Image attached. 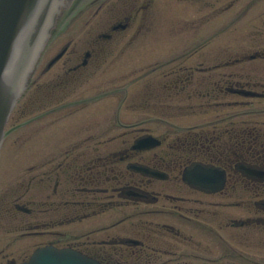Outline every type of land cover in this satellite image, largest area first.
Instances as JSON below:
<instances>
[{
	"label": "flooded vegetation",
	"instance_id": "af4514ba",
	"mask_svg": "<svg viewBox=\"0 0 264 264\" xmlns=\"http://www.w3.org/2000/svg\"><path fill=\"white\" fill-rule=\"evenodd\" d=\"M243 1L72 0L14 121L29 115L30 124L43 119L44 125H58L63 135L52 140L61 146L36 155L41 162L30 168L26 190L0 199V219L27 214L28 221H21L29 228H39L45 217L83 219L99 214L100 207L105 212L122 194L128 197L126 207L148 208L136 212L145 217L141 229L132 226V214L125 217L130 220L126 236L136 241L125 247L126 264H237L226 259L233 254L231 247L223 249L227 257L211 248L203 236L204 230L215 236L206 229L209 222L218 240L224 237L221 232L238 228L241 233L231 238L242 245L245 241V246L264 245V108L237 100L244 90L264 91V79L244 83L241 74L213 76L209 54L195 56L197 49L210 45L206 36L188 43L181 54L173 51L163 60L141 64L139 71L100 72L106 60L113 68L116 60H132L125 55L149 38L158 37L161 54L168 47L175 49L173 40L180 31L196 33L213 12L222 14L240 4L243 8ZM161 3L172 7L164 9ZM179 3L182 9L173 8ZM91 7L94 11L87 14ZM203 11L202 20L178 18L179 12L193 16ZM85 14L83 24L70 27ZM261 28L264 31V25ZM186 117L190 120H182ZM144 135L158 137L159 145L133 149L134 141ZM195 163L222 169L224 189L212 194L185 184L183 172ZM139 166L156 175L138 172ZM105 233L106 238L85 246L88 253L117 254L116 246L108 243L115 236ZM240 255L241 264H264ZM9 256L2 254L0 264L16 263Z\"/></svg>",
	"mask_w": 264,
	"mask_h": 264
},
{
	"label": "rangeland",
	"instance_id": "374dc122",
	"mask_svg": "<svg viewBox=\"0 0 264 264\" xmlns=\"http://www.w3.org/2000/svg\"><path fill=\"white\" fill-rule=\"evenodd\" d=\"M89 0H85V3L87 4ZM85 4V5H86ZM243 8L240 5H236L234 9L227 10L226 14L224 16L211 18L210 22H207L204 24V26L196 29H199L195 33H191V30L189 31H180V34L177 35L179 38H175L173 40L174 44L177 45V48L173 49L168 47L167 50L164 49L162 54L160 47L157 44L158 37L156 38H149L148 42L143 46L139 47V49L131 50L130 53H127L125 57H128L131 55L132 60H116L114 62L117 63L116 66L113 68L111 67V60H106L105 65H103L100 72H104L105 69L108 73L115 72V73H123V72H129V71H139L138 68L142 65L149 64L152 62H156L158 60H163L162 57L167 56L168 54L172 55L171 52H175L174 54L178 53L181 54L184 52L185 49L189 48L187 46L188 43H198L203 36H209L212 35V42L210 43V56L212 64L216 60H234L236 58H244L250 54H253L256 51H260L261 49L254 46V41H261L264 44V35H259L255 30L261 28V26L264 25V0H244L242 2ZM242 8V10H241ZM94 7L89 8V11L87 14L91 11H94ZM73 11L71 13V16L75 18L76 14ZM205 12H199L194 15V17H190L192 19L194 18H200L201 15H204ZM86 18V14L81 19H75L72 20V24L70 27H78V25L83 24L84 20ZM160 28V27H159ZM161 29V28H160ZM223 30L222 33L217 32V34L221 35H215L214 32ZM176 34L174 33V37ZM180 39V40H179ZM168 41H171L169 39ZM172 42L168 43V46H171ZM166 45V44H165ZM226 48L228 46H231V49H221L222 47ZM158 46L159 48H157ZM161 46V45H160ZM169 49V50H168ZM204 49L201 48L199 52L196 54L202 53ZM168 51V52H166ZM207 51V50H205ZM204 51V52H205ZM166 52V53H165ZM203 52V53H204ZM202 53V55H203ZM243 56V57H242ZM243 72L247 75H252L251 78L253 79H264V59L259 58L255 59L254 61H246L241 63V65L234 66L232 68H228L226 70H218V72ZM27 93V92H26ZM28 95L26 94L23 99L19 100L18 105L23 106L24 103H26ZM253 105L255 107H262L264 108V100H255L253 102ZM18 108V107H17ZM16 110L12 114V119L9 121V124L6 127V138L5 142L3 144V147L1 149L0 153V195L6 194L5 192H9L11 189L17 188V185L22 181L26 180L28 181V178L30 177V172L28 171L29 167L33 163H37V161L33 162V159L31 155L39 154L40 152H44L48 148V142L47 136L48 132L47 129H50L51 132H55V128L51 127L48 128L47 125H44L43 120L39 121L36 125H30V116L27 115L24 118H20L17 122H14L19 115V111ZM184 119V118H183ZM182 119V120H183ZM185 119L184 121H186ZM261 120H264V114L261 115ZM37 128H35V127ZM55 126V125H54ZM63 135V134H62ZM55 136V134L53 135ZM61 136V135H59ZM53 144L51 145V149L59 148L61 145L57 143L56 141H52ZM39 195H43L39 194ZM205 198V197H202ZM206 199V198H205ZM216 199V198H214ZM141 206L140 209L137 208L135 205H130L131 208L128 207H119L117 208V213L109 212L107 215L113 216L114 214L117 216L116 220L121 217H128L129 213L132 214L131 220H136V225H132L135 228H142V225H138L144 216H136V212H139L143 208L148 209L145 207V205H138ZM150 208L156 209L160 208V206H148ZM214 208H212L213 210ZM228 210V209H226ZM211 215V214H210ZM51 217H49L50 219ZM155 218V216H154ZM99 219H87L83 222L81 225H65V226H59L57 227L58 230L65 233V237H67L66 240L60 241L62 242V245H66L67 243L76 242V238H79V235L77 234H88V230L90 228V223L93 224V221H98ZM115 220V219H114ZM125 221H122L120 223V227L118 230L114 231V234L116 236H124L123 231L124 228L130 224V220L124 219ZM9 225L3 226L2 229H0V260L1 252L3 250H8V253H12L13 255H20L22 252L27 253L31 252L32 249H35L36 246H42L45 241H54L50 238H38V237H25L22 236L21 233H24L25 231L23 229H19V231L16 230L15 226L17 224L11 223V219H9ZM188 227V226H187ZM190 229H194L190 226ZM206 229L210 232L213 231L214 235H217L216 228L212 225L211 222H209L206 225ZM245 230V229H243ZM142 230H137V232L140 233ZM198 233L199 230L196 229ZM242 229L233 228L229 232H222L224 237L221 235V239L218 240L215 238V236H210L209 232L205 231L206 234L203 235L208 239V241L211 244V248L216 250V253L219 256L227 257V255L224 254V248L226 247L223 245V243H226L227 246L231 247L233 254L231 257L229 256V261L235 262L237 264H241V258L238 256L240 253L244 256L253 257L257 260V263H264V245L260 246V244H254L250 246H245L246 242L244 241V245H242L241 240L234 239L235 241H232L233 238L230 237L232 233H241ZM144 232V231H143ZM93 233H90L89 240L90 241H96L97 238H104L103 236H97L92 235ZM76 237V238H74ZM217 237V236H216ZM74 238L75 241H72ZM225 238V239H224ZM252 238H254V235H252ZM257 239V238H256ZM70 240V241H68ZM79 240V239H78ZM56 241V240H55ZM222 243L221 244H219ZM249 247H255L257 250H259L258 254H255V250L248 249ZM122 253L125 252L124 247L121 246L118 248ZM248 251V252H247ZM28 253V254H29ZM241 256V255H240ZM29 257V256H28ZM26 257V259L28 258ZM117 259V257L115 258ZM114 259V260H115ZM249 262V261H248ZM245 264V262H243Z\"/></svg>",
	"mask_w": 264,
	"mask_h": 264
},
{
	"label": "water",
	"instance_id": "95a60500",
	"mask_svg": "<svg viewBox=\"0 0 264 264\" xmlns=\"http://www.w3.org/2000/svg\"><path fill=\"white\" fill-rule=\"evenodd\" d=\"M64 3L65 0H0V147L10 113L26 89ZM29 264L99 263L70 249L45 248L38 250Z\"/></svg>",
	"mask_w": 264,
	"mask_h": 264
},
{
	"label": "bare ground",
	"instance_id": "6f19581e",
	"mask_svg": "<svg viewBox=\"0 0 264 264\" xmlns=\"http://www.w3.org/2000/svg\"><path fill=\"white\" fill-rule=\"evenodd\" d=\"M55 30V29H54ZM54 32V31H53ZM53 34V33H52Z\"/></svg>",
	"mask_w": 264,
	"mask_h": 264
}]
</instances>
